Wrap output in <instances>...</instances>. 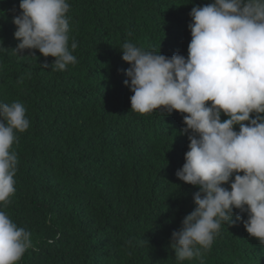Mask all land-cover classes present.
I'll list each match as a JSON object with an SVG mask.
<instances>
[{
    "label": "trees",
    "instance_id": "1",
    "mask_svg": "<svg viewBox=\"0 0 264 264\" xmlns=\"http://www.w3.org/2000/svg\"><path fill=\"white\" fill-rule=\"evenodd\" d=\"M211 2L68 0V47L78 62L54 71L55 58L38 50L12 53L20 0H0V41L9 49L0 51V102H21L30 120L10 149L16 191L0 203L31 232L17 264H176L171 233L196 192L175 175L188 151L186 114L131 110L120 47L187 58L189 13ZM230 228L183 264H264V245L242 222Z\"/></svg>",
    "mask_w": 264,
    "mask_h": 264
},
{
    "label": "clouds",
    "instance_id": "2",
    "mask_svg": "<svg viewBox=\"0 0 264 264\" xmlns=\"http://www.w3.org/2000/svg\"><path fill=\"white\" fill-rule=\"evenodd\" d=\"M69 9L68 0H20L12 19L18 41L12 53L28 50L35 56L38 50L55 58L54 71L75 65L68 47ZM189 16L187 58L131 42L120 47L129 64L124 84L133 93L131 110L186 114L181 134L187 135L188 151L175 175L196 192L195 206L179 214L181 225L171 233L176 264L201 258L220 231L238 222L264 245V0H212L193 6ZM77 47L73 41L71 49ZM7 50L0 41V51ZM222 114L228 118L222 121ZM29 127L21 102H0V203L16 191L18 158L10 151L15 133ZM30 247L31 232L0 211V264H17Z\"/></svg>",
    "mask_w": 264,
    "mask_h": 264
}]
</instances>
